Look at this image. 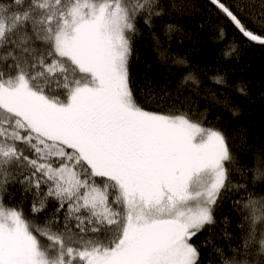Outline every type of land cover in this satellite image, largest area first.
Here are the masks:
<instances>
[{"label": "snow or ice", "instance_id": "obj_1", "mask_svg": "<svg viewBox=\"0 0 264 264\" xmlns=\"http://www.w3.org/2000/svg\"><path fill=\"white\" fill-rule=\"evenodd\" d=\"M207 4L224 21L214 33L228 40L224 59L264 47V0ZM189 10L188 0H0V264H264V153L246 164L191 95L233 117L239 106L205 90L181 56L175 94L132 71L142 28L156 40L157 23ZM182 32L165 23L169 38ZM210 79L229 87L226 73ZM236 91L249 94L243 82ZM228 198L236 233L219 211Z\"/></svg>", "mask_w": 264, "mask_h": 264}, {"label": "trees", "instance_id": "obj_2", "mask_svg": "<svg viewBox=\"0 0 264 264\" xmlns=\"http://www.w3.org/2000/svg\"><path fill=\"white\" fill-rule=\"evenodd\" d=\"M188 2L190 10L187 14L168 17L165 22L175 21L183 28L181 34H174L169 38L165 34V23H157L152 29L156 36L154 40L149 30L146 27L142 28V33L134 44L132 60L134 77L142 86L147 79L157 92L160 89H167L175 94L184 69L173 64L172 58L181 56L186 59L188 65L200 75L203 88L227 96L230 102L239 106V115L233 117L219 106L208 105L204 91L199 95L182 91L181 97L191 95V99L200 110L208 106L212 116H219V122L234 137L237 152L242 160L251 167L255 156L264 153V47L245 44L239 57L224 59L222 52L228 40L217 41L214 35L218 23L224 22L223 18L216 14L215 9L209 11L207 0ZM234 31L229 27V37ZM157 40L159 47L167 50L166 59H161L159 55ZM217 72L227 74L228 88H217L212 83L210 78ZM242 82L247 85L249 93L247 96H242L236 91V85ZM14 197V202L21 199L18 186L14 189ZM219 211L222 217L229 220V231L238 232L239 219L232 209L231 198L225 199ZM216 243L225 246L229 241L221 238ZM206 256L214 257L210 248Z\"/></svg>", "mask_w": 264, "mask_h": 264}]
</instances>
